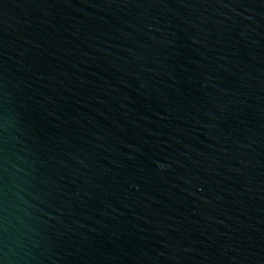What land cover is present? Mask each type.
Listing matches in <instances>:
<instances>
[{
	"label": "water",
	"instance_id": "1",
	"mask_svg": "<svg viewBox=\"0 0 264 264\" xmlns=\"http://www.w3.org/2000/svg\"><path fill=\"white\" fill-rule=\"evenodd\" d=\"M0 264H264V0H0Z\"/></svg>",
	"mask_w": 264,
	"mask_h": 264
}]
</instances>
